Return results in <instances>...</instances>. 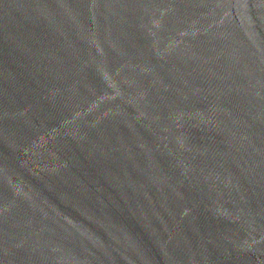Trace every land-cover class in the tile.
<instances>
[{
    "label": "water",
    "instance_id": "95a60500",
    "mask_svg": "<svg viewBox=\"0 0 264 264\" xmlns=\"http://www.w3.org/2000/svg\"><path fill=\"white\" fill-rule=\"evenodd\" d=\"M0 264H264V0H0Z\"/></svg>",
    "mask_w": 264,
    "mask_h": 264
}]
</instances>
